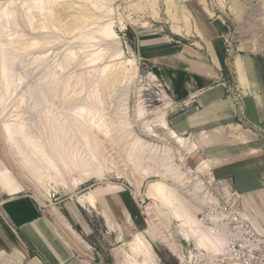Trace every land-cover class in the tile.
<instances>
[{
    "label": "rangeland",
    "instance_id": "obj_1",
    "mask_svg": "<svg viewBox=\"0 0 264 264\" xmlns=\"http://www.w3.org/2000/svg\"><path fill=\"white\" fill-rule=\"evenodd\" d=\"M89 1L98 7L95 12H97L96 16H99V19L96 16L94 19H88L89 21L86 20V23H82L85 26H83L84 28L86 26L88 28L84 29L81 27L78 29L79 31L74 29V31H70V33L72 32L71 34L65 35L53 25L55 23L54 17L55 15L57 16V14H54L55 11L58 10L59 14L64 11V14L71 16L75 10L70 8V6L75 3V8H78V5L82 4L84 0H0V11L13 6L19 8V12L15 11L8 17L3 18V21H0V51L4 53L0 54V63L2 61L9 63V72L11 71L9 79L11 86L7 87L8 91L4 98L0 97V129L6 123L13 129L16 123L20 122L18 120L25 119L26 130L35 133L36 128L33 125L39 126L36 114L41 111L42 107H38L40 102H37L38 98L33 95L34 93L31 92L32 94H29L28 91L35 90L34 92L41 93V96L47 100L45 107H49L47 109L52 112V117H59L61 120V114L64 115L68 108L74 107L75 104H84L92 91H104V86L102 87L103 79L98 78L100 68L108 64L117 65L113 66L112 69L118 68L119 62L123 63L126 59H133L137 66V71L135 70L136 76L131 81L125 83V80H123V82L115 86L113 100L107 98L104 100L106 104L104 102L101 104L104 118H109L111 121L117 122V124L126 121L130 124V131L133 135L135 134V137L147 143L162 146L165 140L157 142L149 135H146L142 127H140L142 126L141 122L134 120L135 114L140 107L151 115L149 117H153V114L158 112L166 102H169L171 107L166 111V120L169 127H172L173 121L185 107H183V100L179 101L171 95L170 92L174 90L166 81V77L170 74V69L173 68L174 73H176L174 78L180 80L179 83L182 85L185 83L186 77H191L196 72L203 73V71L199 70V64L212 65L213 62L208 56L204 39L213 47L221 64V69L217 68V73L224 84L221 88L225 91L233 92L234 75H232V70L235 71V76L238 79L239 70L237 67L239 61L246 72L245 60L249 61L251 58L258 65H261V62L264 61V0H202L205 3V7L200 4L199 0H174L176 3V15L180 17L186 11V13H190L193 23H195L203 36V40H200L195 35L184 39L170 32V21L167 11L168 9L171 11V9L168 5H164L168 0ZM40 2H42V5H39ZM33 3H35L33 9L25 10L26 6ZM152 3L156 11H158V17L155 19L148 12V10L150 11L149 6L153 5ZM43 5L45 11L41 13H44V16L38 15L36 8L43 7ZM140 8H145L146 11L143 13ZM204 8L207 11L209 10L212 16L208 15ZM24 12H27L28 17L24 16ZM31 13H33L34 17ZM143 23L147 24V26L142 27L141 24ZM107 24H111L113 28L116 36L115 41L110 44L95 43V41H98L97 32ZM121 24H124V26L122 27ZM89 35L92 38H89ZM92 39L94 42H91ZM5 42H7V45L1 46ZM24 42H29L30 44L34 42V45L21 50L20 44ZM96 49L101 51L104 56H102L98 66L92 68L84 66L86 57L92 52H98ZM69 52L72 53L73 63L69 67L62 69V66L70 64L64 58L65 54ZM74 52H76V55ZM118 53H121L122 59L110 62V59H112L110 57ZM170 55L172 56L170 57ZM173 56L179 58L180 62H187V64H182L179 67L169 64L173 60ZM168 57L169 59H167ZM154 61L161 63L156 64ZM1 72L0 67V96L6 92ZM149 74H153L156 80L151 81ZM18 78L22 80L18 82ZM36 85L40 86L34 89ZM25 92H27L24 94L25 103L22 107H19L20 102L17 101H20L22 94ZM62 92H65L64 95H66L64 96ZM74 92L82 93L74 96ZM44 114L43 112L42 116ZM42 119L44 120V118ZM135 121H139V123H135ZM231 124L240 126V138L244 134L248 138L249 136L253 137L254 132L252 130L249 131L237 120H234ZM46 125L48 132L50 123L47 121ZM42 129L38 128L36 131L38 132L37 135H40ZM130 131L129 129L126 130V132ZM155 131L160 137L172 141L167 138L163 130L156 128ZM229 131L227 127L222 126L217 129L218 133L213 135V137L222 138L224 135L230 137ZM43 132L44 130H42V135ZM116 133V139H119L114 144H107L106 142V147H103L101 153L102 156L99 157L104 168V176L101 180L90 179L83 185L73 188L71 192L61 188L58 193H54L49 183L44 182L46 185L38 182L33 184L22 172L23 170L20 168L22 164L18 155L8 148L0 131V173H6L13 177L17 183L19 182V185L24 187V191L17 194V196L24 195L31 198L47 220L52 221L54 218L60 217L61 221L70 225L74 234H78L83 241L82 246L86 250L84 253L88 255L89 260L93 264H123L122 249L124 247L118 243L117 233L107 231L104 219L97 211H92L76 204V195L86 194L90 191L97 192L98 209L105 211L109 209L113 215L111 217L115 219H120L119 206L125 203L131 213L134 214L135 212L136 216L139 217L140 222H142L140 225L143 228L146 227L147 213L149 212L155 216L156 212L154 203L145 199V204L140 197L137 198L138 196L134 195L135 187L130 185V183L138 184L141 181L139 191L144 194L148 179H143L135 174V171L130 168L131 165L124 167L123 155L120 150L124 147L122 143H125L126 146L129 141L124 142L120 139V131H116ZM42 137V141L44 143L47 142L46 136ZM240 138L237 140L247 142L245 137L244 139ZM258 143L257 139L255 144L257 145ZM255 144H251L254 149H256ZM201 146L198 145V154L206 159L203 151L200 150ZM47 148L49 147L47 146ZM105 148L107 149L105 150ZM250 149H248L247 153ZM106 151L114 153V160H109L110 158L106 155ZM192 168L193 166L190 164L187 165L188 170H194ZM117 174H121L123 177L117 178ZM69 178L67 177V181ZM107 183H112V192H106ZM183 197L191 201L189 196L186 197L184 195ZM9 198L12 197L0 192V264H4L6 260L12 261L13 263L11 264H41L37 259L33 258L35 254L28 244L24 240H22L23 242L18 239L16 241L14 239L16 234L12 233L8 228L10 222L2 211V204ZM191 202L193 205L196 204L193 200ZM198 208L200 209L199 206ZM197 216L199 219L203 218L202 208L201 212L197 213ZM164 224H161L162 227L167 226V230L173 231L176 243L180 245V248L182 247L180 250L185 255L189 251L195 253L194 247L183 242L181 237L174 232L176 231L175 226L177 223L172 221L169 225L167 223ZM130 235L131 232L122 237L123 241H127ZM150 243L158 264H180L160 242L151 241Z\"/></svg>",
    "mask_w": 264,
    "mask_h": 264
},
{
    "label": "bare ground",
    "instance_id": "obj_2",
    "mask_svg": "<svg viewBox=\"0 0 264 264\" xmlns=\"http://www.w3.org/2000/svg\"><path fill=\"white\" fill-rule=\"evenodd\" d=\"M199 2L205 7L204 1L199 0ZM34 5L35 3L26 6L25 10L33 9ZM39 5H42V2H40ZM75 5L76 4L73 3L70 6V8L75 10L71 16L66 15V13L64 14V11L59 14L57 12L58 10H56L54 13L57 14V16L55 15L54 17L55 23H53V25L65 35L71 34L72 32L70 33V31H74V29L78 30L83 27L86 20H91V18L94 19L96 16L97 12H95V10L98 7L91 3V1L84 0L82 4L78 5V8H75ZM164 5H168L171 9V11L168 9L167 14L170 21L169 30L173 35L184 39L191 38L195 35L200 40H203V36L195 23H193L190 13H186V11L182 16L179 14L180 17H178L175 13L176 3L174 0H168ZM149 7L150 11L148 10V12L151 14L152 18H157L158 11H156L154 4ZM204 10L208 15L212 16L209 10L207 11L205 8ZM15 11L19 12V8L13 6L11 8L7 7L2 9L0 11V21H3V18L8 17ZM44 11V5L38 9L36 8V13L38 15L44 16V13H41ZM141 11L144 13L146 10L144 8L141 9ZM32 14L33 13H31V15ZM24 16L28 17L27 12H24ZM98 17L97 19H99ZM141 25L142 27L147 26V24L144 23ZM121 26L123 27L124 24H121ZM86 28L88 27L86 26ZM97 34L98 41H95V43L110 44L116 39L111 24L104 25ZM89 36V38H92L91 35ZM203 41H205V48L208 56L212 62L217 65L213 47L207 42V40L204 39ZM34 42H32V44L24 42L20 44L22 47V49H20L23 50V48H30L34 45ZM91 42H94L93 39ZM5 45H7V42L1 46ZM96 51L98 50L96 49ZM0 54L4 53L0 51ZM74 54L76 55V52H74ZM102 56L103 53L101 51L92 52L86 57L83 65H86L88 68L98 66ZM64 58L70 64L64 67L62 66V69L67 68V66L69 67L71 63H73L72 53L69 52L68 54H65ZM110 58L113 59H110V62L120 60L122 59L121 53ZM115 65L108 64L99 69L98 78L103 79V84L105 85L102 84V87L104 86L103 89L105 92L103 90L102 92L92 91L88 95V99L85 100L84 104H75L74 107L68 108L64 115L61 114V120L59 117H52V112L47 109L49 107H45L47 100L41 96V93H36L34 92L35 90L28 91L29 94L31 92L34 93L33 95L38 98L37 102H40L38 107H42V109H40L41 111H38L36 114V120L39 126L33 125V127L36 128L34 133L33 131L30 132L26 130L27 128L24 123L25 119H21L22 121L18 120L20 122L16 123L13 129L9 124H4L0 131L8 148L18 155L19 161H21L22 164L20 166L23 170L22 172L30 179V181H32L33 184L37 182L45 184L44 182H47L54 193H58V190L61 188H64L67 192H71L73 188L83 185L90 179L101 180L103 178L104 168L99 157L102 156L101 153L103 147H106V142L107 144L116 143L115 141L119 138L116 139L115 133L116 131H120V139L124 142H127V140L129 141L126 146L125 143L121 142L124 144V147L120 150V153L122 152L123 155L124 167L131 165L130 168L135 171V174L143 179H148L144 194H141L139 191L141 181L138 184H135L134 182L130 183V185L135 187L134 195L136 197L138 196L137 198L140 197L143 203H145V199L154 203L156 211L155 216L149 212L147 213L148 218L146 221V227L143 230H136L134 233L131 232L132 234L130 235V238L127 241H123L124 243L122 245L124 248L122 249V263L158 264L155 252L150 243L151 241H158L180 262V264H185L187 262L190 264H217L216 258L221 254V251L224 248V242L218 238H214L209 228H207L204 219H199L197 216V213L201 212V208L204 216V208L212 199L209 191L204 185H202V177L206 173H209L210 161L202 158V156L198 154V148L191 138L176 135L170 129L166 120V111L171 107L169 102H166L158 112L153 114V117H149L150 114H148L143 108L139 107L134 119L141 122L142 126H139L142 127V130L146 135H149V137L157 142L165 140L162 146L147 143L140 140L138 137H135V134L133 135L130 131V124L126 121L117 124V122H113L109 118H104L103 109L101 108L103 107L101 104H103L104 100H106V98L113 100L112 97L114 95L113 91L116 89L115 86L123 82V80H125V83L131 81L136 76L137 66L133 59H126L123 63L119 62L118 68L115 67L116 69H112ZM126 66L128 67L127 69ZM0 67L2 70L1 74L4 78V86L6 88L4 95L0 96L3 99L8 91L7 87L10 85L9 79L11 77V71L9 72V63L4 61L0 63ZM129 68L130 70H128ZM149 78L151 81L156 80V77L153 74H149ZM18 80V82H20L22 79L18 78ZM39 86L40 85H36L34 89ZM26 93L27 92L23 93L20 101H17L20 102L19 107L24 105V94ZM62 93L64 95L65 92ZM81 93L82 92H74V96H78ZM104 103L106 104V102ZM43 112L45 113L44 116H42ZM42 118H44V120ZM47 121L50 123L48 132L46 129ZM136 121L135 123H139V121ZM38 128H43V135L42 130L40 135H37L38 132L36 131ZM156 128L163 130L167 138H170L172 141L168 139L166 140L160 137V135H157L155 131ZM127 129H129L130 132H126ZM42 136H46L45 138L47 142L44 143L42 141ZM47 146L49 148H47ZM106 149L107 148H105V150ZM110 152H107L106 155L110 158L109 160H114V153ZM108 157L106 156V159ZM188 164L193 166L192 169H194V173H191V169H187ZM67 177H70L68 181ZM116 177L122 178L123 176L117 174ZM23 191L24 187L19 185V182L17 183L13 177L6 173H0L1 193L8 197H13ZM110 191H113L112 183H107L106 192L109 193ZM96 193L97 192L90 191L86 194L76 195L75 202L80 207L97 211L107 223L110 230L114 232L116 226L112 224L109 215L103 211V209H98ZM184 195L186 197L189 196L191 201L193 200L196 204L193 205L189 200L190 203L187 198L183 197ZM37 200L39 199L37 198ZM149 208L146 209L150 210ZM59 218L60 217H58V219ZM172 221L177 223L175 226L176 231L174 232L181 237L183 242L189 246H193L195 253L189 251L185 255L184 252L180 250L182 247L180 248V245L176 243L173 231L171 232L170 230H167V226L162 227L161 225H165L164 223L169 225ZM66 226L68 230L71 231L67 224ZM11 263L13 262L9 260L4 261V264Z\"/></svg>",
    "mask_w": 264,
    "mask_h": 264
},
{
    "label": "crops",
    "instance_id": "obj_3",
    "mask_svg": "<svg viewBox=\"0 0 264 264\" xmlns=\"http://www.w3.org/2000/svg\"><path fill=\"white\" fill-rule=\"evenodd\" d=\"M172 59L169 64L173 66L187 64L180 62L175 56ZM216 60L217 65L214 62L208 66L199 64V70L203 73L196 72L193 76L186 77L182 85L180 80L174 78V69H170V74L166 77L174 90L170 93L179 101L183 100L185 107L170 129L176 135L191 138L198 149V145H202L200 150L210 161L209 174L216 180L225 181L237 193V211L258 234L264 235V61L258 65L251 58L249 61L245 60L246 72L237 58L239 80L232 70L234 89L229 92L221 88L224 84L217 73L221 64L217 57ZM234 120L249 131L252 130L254 138H248L246 134L240 138V126L231 124ZM222 126L230 130V137H213ZM244 137L247 142L237 140ZM257 139L259 143L256 145ZM252 143L257 150L251 147ZM249 148L251 149L247 153ZM119 209L120 219L111 217L113 215L109 209L103 210L116 226L115 231L112 232L105 221L104 225L107 231L117 233L118 243L123 244L122 237L127 233L144 228L136 213L132 214L125 203ZM2 211L10 222L11 226L8 225V228L16 234L14 239L21 242L24 240L35 254L33 258L41 264H93L84 253L86 250L82 246L83 241L78 234H74L72 227L62 223L58 217L52 221L47 220L31 198L24 195L9 198L3 202Z\"/></svg>",
    "mask_w": 264,
    "mask_h": 264
},
{
    "label": "built area",
    "instance_id": "obj_4",
    "mask_svg": "<svg viewBox=\"0 0 264 264\" xmlns=\"http://www.w3.org/2000/svg\"><path fill=\"white\" fill-rule=\"evenodd\" d=\"M202 179L212 198L204 208V222L214 238L224 242L216 263L264 264V235L258 234L237 211V193L209 173Z\"/></svg>",
    "mask_w": 264,
    "mask_h": 264
}]
</instances>
